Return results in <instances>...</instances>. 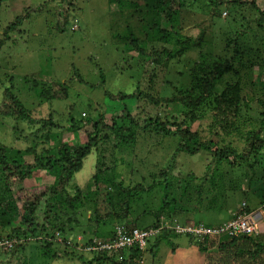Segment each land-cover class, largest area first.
Returning <instances> with one entry per match:
<instances>
[{"label":"trees","instance_id":"1","mask_svg":"<svg viewBox=\"0 0 264 264\" xmlns=\"http://www.w3.org/2000/svg\"><path fill=\"white\" fill-rule=\"evenodd\" d=\"M74 1L76 0H44L41 5H30L18 9L16 0H0V8L7 2L13 12L12 19L2 29L0 50L6 46L5 44L10 40L12 33L19 31L24 21L31 18L35 11L51 2H56L59 5L67 4V7H61L62 21L60 26L56 27L57 29L62 31L67 25H70L69 28L72 26L78 28L76 23L72 24L74 20L69 17L74 8ZM203 1L210 8L211 18L220 16L221 12L218 11V8L222 5L229 6L234 11L242 8L241 10L247 9L253 12L248 17H241L239 21L233 19L229 22V26L241 27L244 25L243 32H232L231 38H226L222 54H202L201 49L205 48V32L203 30L195 39H192L183 36L180 27L177 28L178 30L172 26L168 29L159 28L158 24L162 18L171 20L170 17L175 12V4H178L179 9L185 8L191 4L190 0H108L109 3L115 2L122 7L132 4L135 8L134 13L142 15L141 21L145 23L141 30L143 35H140L139 39L138 35L136 36L130 30L124 39L125 43L129 44L127 49L142 62L145 85L143 83L144 86L140 87L137 83L131 92L116 94L104 90L103 96L122 105L123 108L118 113L111 112L108 123L104 114L82 124H75L72 121L71 129L74 131V135L82 134L80 143L62 141L56 143L54 141L49 146L52 141L50 132L61 127L54 123L50 114L47 117H32L20 99L13 93L12 87L3 89L0 100V117L5 119L11 117L20 121L22 129L19 137L24 141L29 138L38 142L41 140L40 143L47 146L44 147L41 144L39 147L33 144L23 150H14L0 142V205L6 200L11 202L7 207L14 206L15 211L10 213V217L16 222L9 233L0 234V264H7L6 260L2 259L5 256L14 259L11 264H27L21 261L18 251L22 250L29 240L43 243L40 244L42 255L54 259L76 257L82 260L83 264H140L142 261L145 262V253L153 256L154 249L162 239L168 240L172 234L179 236L172 230V226L175 224L172 220V212H166L162 206L157 211L144 210L142 212V215L154 217V222L145 228H139L138 219L131 218L132 205L141 200L143 193L148 194L155 186H160L163 192L167 190L169 186L167 177L170 176L169 172L176 155L182 153L195 156L201 152H207L211 154L212 162L217 165L227 164L231 168L247 166L248 169L254 171L255 165L258 163L257 159L264 151V92L261 93L260 98L255 100L249 97L246 92L243 93L240 72L243 68L248 73L247 70H252V67L255 66L248 67L242 62L243 55L247 52L245 48L247 47L257 56V49L264 45V37L259 38L258 34L260 31L264 33V10L259 9L254 0ZM166 8L167 11H164ZM176 11L178 12V9ZM242 14L243 12L238 13V15ZM254 26L257 33L253 34L255 39L251 40L249 37L251 32H255ZM141 38L151 44L142 45ZM154 41H158L161 45L154 46ZM252 41H255L256 47H253ZM194 50L198 52V57L189 70V88L181 90L176 87V84L167 82L164 85L170 89L173 88L174 92L164 96L155 93V71H160L172 62L181 60L189 51ZM175 73V77L181 78L180 70L177 69ZM232 76H234V80L230 79ZM246 77L244 74L243 78ZM104 78V75L101 74L99 82L88 84L74 73L68 82L77 80L80 84L95 89L104 87ZM226 78L229 79L226 80ZM68 91L67 82L45 83L38 91V98L43 101H63L68 98ZM133 101L136 106L131 108ZM148 106H151L152 109L149 110ZM162 107L166 110H162ZM206 114L210 118L211 136L209 138L192 129L195 122L206 118ZM87 126H90L91 130H86ZM23 133H27V136H23ZM151 134L175 140L174 152L168 164L158 174L160 178H163V182L153 180L146 186L141 182L124 185V183L115 182L110 178L111 187L115 189L113 195L116 198L112 202L113 196L107 192V187L104 188V196L112 210L100 213L94 205L87 222L96 225L99 222L109 223L111 228L107 233V238L104 240L103 236L101 242L98 239L99 236L96 235L83 240L84 248L88 249L89 254L92 255L90 259H85L82 253L77 251L78 242L76 240L77 236L86 238L85 234L81 231V234L73 237L74 227L71 226L79 222L81 216L79 209L83 205V199L87 198L91 191L97 192L99 186H104L108 178L101 180V175L115 167L105 163L104 153L112 154L123 147H130L140 137ZM235 137H238L240 146L233 144L232 138ZM106 144L111 145L109 149L103 147ZM92 152L98 154L99 158L96 161L87 191L83 193L79 187L75 186H72V189H67L75 174L83 167L85 158ZM39 175H42L41 178L46 184L33 183V179ZM256 180H261L264 183V171L262 178ZM25 181H29L31 187L25 186ZM261 191L264 193V190ZM166 196L164 195L165 200L163 201H167ZM262 201L264 202V194ZM251 211L254 209L245 204L244 208L240 207L236 214ZM231 217V219L234 218ZM9 225L10 223L7 222L6 226ZM133 229L159 230V234L149 239L147 247L143 250L137 246L119 250L100 247L102 244H112L118 230L127 233ZM68 235L72 239H68ZM187 237L192 241L191 236ZM194 242L201 253H207L211 248H216V251L228 250L239 244L236 255L246 257L247 264H253L258 258L264 257V233L257 237L226 236L225 239L220 240L216 237H206ZM54 244L63 246V251L52 252ZM169 244L174 251L176 245L171 241ZM259 263L263 264L264 261L260 260Z\"/></svg>","mask_w":264,"mask_h":264},{"label":"rangeland","instance_id":"2","mask_svg":"<svg viewBox=\"0 0 264 264\" xmlns=\"http://www.w3.org/2000/svg\"><path fill=\"white\" fill-rule=\"evenodd\" d=\"M43 1L16 0V6L18 9L30 5L37 6ZM190 1L191 4L185 8L179 9L178 4H175V12L171 15V20L162 18L158 26L162 29H168L170 26L174 29L180 27L181 34L192 39H195L203 30L205 48L201 49L202 54H222L226 38H231L232 32H243L244 25L234 27L229 26V22L233 19L239 21L241 17L253 14L247 9L241 10V8L234 11L229 6L222 5L218 8L221 12L220 16L211 18L210 8L203 0ZM254 2L259 9L264 10V0H254ZM62 6L67 7V4L59 5L51 2L35 11L31 18L22 23L19 31L12 33L6 46L0 50V100L3 89L12 87L13 93L32 117L41 118L50 114L54 123L61 128L50 132L52 141L49 146L54 141L56 143L59 141L80 143L82 141L81 133L74 135L71 129L72 121L75 124H82L104 114L106 122H110L109 115L113 112L118 113L123 106L103 96L104 90L116 94L131 92L137 83L140 87L145 85L142 62L127 49L129 44L125 43L124 39L130 30L136 36L138 35L139 39V36L143 35L141 30L145 23L141 21L142 15L134 13L135 8L132 4L122 7L115 2L111 4L108 0H76L69 14V17L74 20L72 24L78 25L77 30L73 32L71 30L75 28L73 26L69 28L70 25L62 31L56 28L62 21L60 16ZM8 7L6 2L0 8V35L3 27L13 17L12 8ZM164 11H167V8ZM238 11L243 14L238 15ZM253 30H257L255 26ZM255 33L257 31L249 33L251 40L255 39L253 36ZM258 34L259 38L264 37L263 32L260 31ZM140 43L142 45L151 44L143 38ZM153 45L158 46L161 43L154 41ZM252 45L257 46L255 41H252ZM245 50L248 53L243 55L242 62L248 67L255 66L252 70H247L248 73L242 68L240 72L242 92H246L255 100L260 98L261 93L264 92V45L257 49V56L247 47ZM197 57V51H189L181 60L172 62L160 71H155L154 92L161 96L174 92L173 88L165 86L167 82L176 84V87L181 90L188 89L189 70ZM177 69L182 72L181 78L174 76ZM74 73L88 84L99 82L103 74L105 85L103 88L94 89L80 84L77 80L68 82ZM244 74L246 78H243ZM230 79L234 80V76ZM50 82H67L68 98L63 101L40 100L38 98L39 89L45 83ZM36 85L38 86L35 87ZM131 105V108H134L136 103L133 101ZM148 109H152L151 106H148ZM162 110L166 109L162 107ZM209 124L210 118L206 114V118L192 125V129L209 138L211 136ZM21 129L20 121L11 117L6 119L0 117V142L14 150H23L33 144L39 147L41 144L44 147L47 146L40 143L41 140L38 142L29 138L24 141L19 137ZM86 130H91L90 126H87ZM22 135L27 136V133ZM160 137L156 134L142 136L130 147H123L112 154L104 153L105 163L115 167L101 175V180L108 178L104 186H99L97 192L91 191L87 198L83 199V205L79 209L81 212L79 222L71 226L74 227L73 237L81 234V231L85 234L86 238L81 236L76 238L77 251L81 252L85 259H90L92 255L89 254L88 249L84 248L83 240L94 235L99 236V241L103 236L105 240L111 228L109 223L99 222L96 225L87 222L94 205L100 213L112 210L104 196V188L107 187V192L113 196L112 202L116 198L113 195L115 189L111 187V179L115 182H122L124 185L141 182L146 186L153 180L163 182V178H160L158 174L168 164L175 149V140ZM232 142L240 146L238 137L232 138ZM110 146L106 144L103 147L109 149ZM261 154L252 171L247 166L231 168L227 164L217 165L212 162V156L207 152H201L195 156L180 153L172 162L170 176L167 177L169 184L167 190L163 192L160 186H155L148 194L143 193L141 200L132 205L131 218H137L138 227L145 228L154 222V217L142 215V212L144 210L157 211L164 207L166 212H172V220L181 226H195L197 223L216 226L231 220V216L236 214L244 204L251 209L257 207L258 211L264 212L262 201L264 193L261 191L264 190V183L256 180L262 178L264 171V151ZM98 158L95 152L90 153L85 158L81 170L68 184L67 189L75 186L79 187L81 192H86ZM151 175L154 177L151 178ZM41 176L33 179V183L46 184ZM49 179L52 180V178ZM25 186L31 187V183L25 181ZM164 195H167V201H163L165 200ZM10 203L6 200L0 205L1 235L9 233L16 224L15 219L10 217V213L15 211L14 206L7 207ZM7 222L10 223L9 226H6ZM67 238L72 239L69 235ZM168 240L171 243H177L174 251ZM168 240L162 239L156 249L151 250L153 256L149 253L144 254L145 264H247L246 261H248L246 257L236 255L238 246L226 249L227 251H216V248H211L209 252L201 253L194 242L196 239L190 241L187 236L172 234ZM27 242L28 244L18 251L21 261L27 264H83L82 260L76 257L54 259L42 255L40 244L43 243L35 240ZM52 249V252L63 251V246L54 244ZM2 259H5L7 264H11L14 260L10 256ZM260 260L264 261V257H260L253 264H261Z\"/></svg>","mask_w":264,"mask_h":264},{"label":"built area","instance_id":"3","mask_svg":"<svg viewBox=\"0 0 264 264\" xmlns=\"http://www.w3.org/2000/svg\"><path fill=\"white\" fill-rule=\"evenodd\" d=\"M75 28V27H74ZM244 204V203H243ZM245 204L241 206L244 208ZM234 218L221 224L220 226L208 227L204 224H197L195 226H181L177 223L172 226V230L177 235L191 236L196 240H203L206 237H216L218 240L226 236L238 237L239 235L257 237L262 234L261 216L259 211H251L248 213L234 214ZM159 230L153 229H133L127 233L118 230L116 237L112 244H102L101 248L109 250L129 249L137 246L140 250L147 247L149 239L157 236ZM100 242L98 243V245ZM141 262L140 264H144Z\"/></svg>","mask_w":264,"mask_h":264},{"label":"crops","instance_id":"4","mask_svg":"<svg viewBox=\"0 0 264 264\" xmlns=\"http://www.w3.org/2000/svg\"><path fill=\"white\" fill-rule=\"evenodd\" d=\"M253 209H254V211H256V210L258 211V208L257 207L256 208H253ZM260 216H261V229H262V233H264V212L263 211L260 212ZM174 244H177V243H174ZM188 245H190V244H188ZM238 246H239V244H238Z\"/></svg>","mask_w":264,"mask_h":264},{"label":"clouds","instance_id":"5","mask_svg":"<svg viewBox=\"0 0 264 264\" xmlns=\"http://www.w3.org/2000/svg\"><path fill=\"white\" fill-rule=\"evenodd\" d=\"M73 27H75V29L74 30H76L77 28H76V26H73ZM201 224H203V223H201ZM205 225V224H204ZM184 236V235H183ZM225 239V238H224ZM222 241V240H221Z\"/></svg>","mask_w":264,"mask_h":264}]
</instances>
